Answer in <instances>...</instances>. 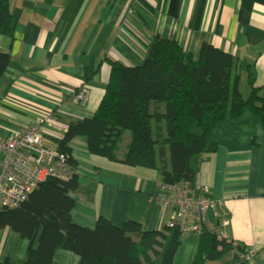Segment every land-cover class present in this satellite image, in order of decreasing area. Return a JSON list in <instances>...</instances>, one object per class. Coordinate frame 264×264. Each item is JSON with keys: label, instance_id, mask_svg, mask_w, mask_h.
<instances>
[{"label": "crops", "instance_id": "obj_1", "mask_svg": "<svg viewBox=\"0 0 264 264\" xmlns=\"http://www.w3.org/2000/svg\"><path fill=\"white\" fill-rule=\"evenodd\" d=\"M9 5L17 26L14 39L0 35V53L11 57L0 79L2 136L26 130L43 116L67 128L92 118L107 89V61L141 67L156 36L176 41L194 60L203 43L232 55L245 99L250 95L246 67L255 86L264 87V0H9ZM244 79L247 97L240 87ZM79 92L88 93L86 105L75 100ZM196 130L201 129L193 135ZM56 133L48 129L47 146L57 147L63 136ZM203 135L193 146V183L209 188L229 221L230 241L254 253L247 264H264L261 122L247 111L237 121L219 124L212 132L213 154L200 153ZM130 139V133L123 134L119 159ZM70 149L79 179L71 196L75 224L94 229L104 219L118 228L134 222L149 232L168 229L172 212L157 199L169 192L156 171L91 156L85 137L75 138ZM27 247L17 233L0 229V262L22 264ZM197 252L198 237L183 235L173 264H193ZM234 260L230 253L206 264ZM54 263L79 264V258L59 251Z\"/></svg>", "mask_w": 264, "mask_h": 264}, {"label": "trees", "instance_id": "obj_2", "mask_svg": "<svg viewBox=\"0 0 264 264\" xmlns=\"http://www.w3.org/2000/svg\"><path fill=\"white\" fill-rule=\"evenodd\" d=\"M16 26L9 0H0V35L14 39ZM10 61L9 54L0 53V79ZM107 63L110 77L94 116L72 123L56 142L66 158L71 156V142L85 137L91 156L154 170L162 185L172 188L194 181L190 163L195 129L204 134L200 151L204 154L217 151L213 130L225 121L239 120L247 111L259 118L264 132V87L255 86L252 69L246 67L250 95L243 98L236 60L208 43L194 60L176 41L156 36L141 67ZM124 133L131 139L119 159ZM67 161L75 171L74 160ZM78 188L76 175L69 181L48 179L21 206L0 211V229H11L28 243L22 264H55L59 251L74 254L79 264H173L183 236L179 229L149 232L134 222L118 228L104 219L94 229L81 227L72 219L71 196ZM230 253L236 257L231 264H247L251 258L244 246L206 230L198 237L193 264L219 261Z\"/></svg>", "mask_w": 264, "mask_h": 264}, {"label": "built area", "instance_id": "obj_3", "mask_svg": "<svg viewBox=\"0 0 264 264\" xmlns=\"http://www.w3.org/2000/svg\"><path fill=\"white\" fill-rule=\"evenodd\" d=\"M75 100L86 105L88 93H77ZM48 129L63 136L57 140H62L69 130L43 116L26 130L0 135V211L18 208L48 179L69 181L75 175L67 161L72 157L66 158L57 147L47 146ZM167 189L169 193L160 196L157 202L172 212L168 229H179L183 235L197 237L208 230L219 239L230 241L229 221L221 216L219 204L208 187L185 181ZM253 254L250 251L248 256Z\"/></svg>", "mask_w": 264, "mask_h": 264}, {"label": "rangeland", "instance_id": "obj_4", "mask_svg": "<svg viewBox=\"0 0 264 264\" xmlns=\"http://www.w3.org/2000/svg\"><path fill=\"white\" fill-rule=\"evenodd\" d=\"M245 81H246L245 79L242 81L240 87H241V90H242V91H244V90L247 91V93H245V95H244L245 97H247L248 94H249V90H248V87H247V84H246ZM201 133H202L201 130H196V134H194V135H195V138H196V142H197V138H201V137H199V135H201Z\"/></svg>", "mask_w": 264, "mask_h": 264}, {"label": "water", "instance_id": "obj_5", "mask_svg": "<svg viewBox=\"0 0 264 264\" xmlns=\"http://www.w3.org/2000/svg\"><path fill=\"white\" fill-rule=\"evenodd\" d=\"M235 259H236V257H235Z\"/></svg>", "mask_w": 264, "mask_h": 264}]
</instances>
